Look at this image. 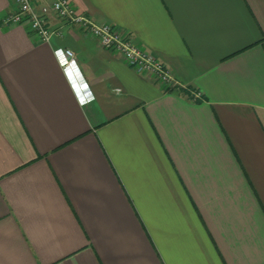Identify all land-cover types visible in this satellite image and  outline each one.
Here are the masks:
<instances>
[{"label": "crops", "instance_id": "0c3cea01", "mask_svg": "<svg viewBox=\"0 0 264 264\" xmlns=\"http://www.w3.org/2000/svg\"><path fill=\"white\" fill-rule=\"evenodd\" d=\"M70 2L179 89L52 13L50 42L4 25L0 0V264H264V0Z\"/></svg>", "mask_w": 264, "mask_h": 264}, {"label": "built area", "instance_id": "2783aa9c", "mask_svg": "<svg viewBox=\"0 0 264 264\" xmlns=\"http://www.w3.org/2000/svg\"><path fill=\"white\" fill-rule=\"evenodd\" d=\"M14 1L17 11L3 18L4 25H20L26 22L36 39L41 42H50L53 37L61 34L60 31L47 25V17L52 13L58 19L81 28L84 35L96 39L101 48L121 56L125 64L137 74L154 79L166 91L179 89V85L162 62L138 47L123 31L116 30L109 24H95L85 15L78 13L70 0H52L50 4H41V0ZM54 54L65 76L71 79L72 72L76 71L73 53L67 49H58L54 51ZM72 88L81 105L93 99L86 84L72 83Z\"/></svg>", "mask_w": 264, "mask_h": 264}]
</instances>
